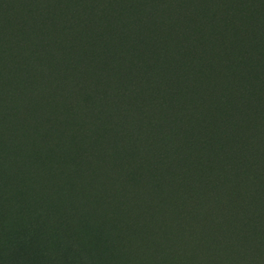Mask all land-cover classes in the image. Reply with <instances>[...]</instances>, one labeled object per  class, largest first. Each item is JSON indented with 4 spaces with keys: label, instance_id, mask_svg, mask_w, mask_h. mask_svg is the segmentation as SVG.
<instances>
[{
    "label": "trees",
    "instance_id": "1",
    "mask_svg": "<svg viewBox=\"0 0 264 264\" xmlns=\"http://www.w3.org/2000/svg\"><path fill=\"white\" fill-rule=\"evenodd\" d=\"M8 1L0 93L59 97L151 188L238 194V250L263 262L264 0Z\"/></svg>",
    "mask_w": 264,
    "mask_h": 264
},
{
    "label": "rangeland",
    "instance_id": "2",
    "mask_svg": "<svg viewBox=\"0 0 264 264\" xmlns=\"http://www.w3.org/2000/svg\"><path fill=\"white\" fill-rule=\"evenodd\" d=\"M15 86L0 93V264H263L238 250V194L151 188L59 97L36 88L31 105Z\"/></svg>",
    "mask_w": 264,
    "mask_h": 264
}]
</instances>
